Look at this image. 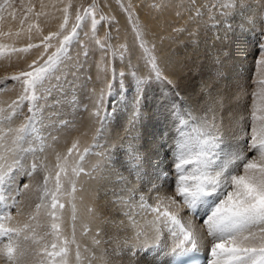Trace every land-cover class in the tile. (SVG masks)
Instances as JSON below:
<instances>
[{"label":"bare ground","instance_id":"1","mask_svg":"<svg viewBox=\"0 0 264 264\" xmlns=\"http://www.w3.org/2000/svg\"><path fill=\"white\" fill-rule=\"evenodd\" d=\"M54 1L42 0L40 9L36 13L30 12L27 20L39 21L42 31L51 29L47 25L55 23L62 13L57 9V1ZM104 1L110 3V0ZM132 8L125 12L130 21L127 28L131 27L150 39L156 52L157 67L171 83L166 85L156 81L155 69L149 66L151 82H145L151 86L146 89L141 87V99L137 97L140 88L136 92H126L115 112L110 105H105V92L99 104L97 95H91L86 110L78 117L74 116L72 124H66L70 126L68 129L57 126V123L46 127L43 124L36 126L39 123L35 121L34 126L26 125L28 131L23 133L25 139L19 146L27 145L28 149H34L28 152L35 151L32 157L38 171L35 176L22 177L21 170H15L14 183L7 191L9 194L0 191V196L4 197L0 199V224L4 228L21 230L19 236L10 234L13 245L19 244L20 249L26 252L19 264H39L41 259L47 264L50 258L46 256L45 247L47 251H59L60 242L65 238L71 241L73 237L75 243L68 244L69 264H171L173 238L162 220L156 222L157 213L152 211L156 207L161 212L167 210L174 213L195 232L198 249L207 254L202 264H210L213 259L210 248L216 240L208 235L205 223L211 208L201 206L194 214L177 195L178 173L174 168V157L177 145L182 141L193 151L196 150L197 133L193 129L198 124L192 118L203 119L205 115L210 122L215 121L218 134L223 139L221 148L216 150L220 155L217 157L209 153L211 158L223 162L235 153L253 156L249 151L251 129L253 126L259 128V121L252 119L254 101L258 115L264 114L260 111L264 108V100L254 97L253 93L261 91L259 81L264 79V64L260 61L264 60V54L258 56L259 63L252 65L254 52L248 44L247 33H254L255 39L260 29L264 31L259 22L264 18V0H155L152 9ZM197 8L198 14H195L193 9ZM222 9L229 12L230 20L224 22L220 13ZM4 10L0 16V46L8 52L10 44L24 46L29 40L24 26L18 32L19 22H11L13 17L9 18L8 11ZM115 10L121 28L119 33L129 35L123 41L126 40L128 52L132 54L136 49L133 46L135 40L126 28L124 11ZM108 11L110 14L111 10ZM45 22L46 27L42 29L41 23ZM19 63L18 54L0 55V78H8L13 72L9 66ZM96 75L94 70L88 86L96 90L100 88L99 83H103L107 91L108 80L113 74L110 73L104 82L98 81L100 76ZM7 93L3 95L5 102L0 105V114L6 112L9 115V111L13 110L8 105L12 96H6ZM137 101L142 119L134 121ZM110 112L114 115L111 120L108 117ZM20 122L8 119L6 124L0 125V134L5 130L1 135L5 145L9 146L17 135L16 130L24 127ZM73 143L77 144V149L69 155L68 149ZM85 149L89 151L80 161L79 154ZM58 155L67 157V174L62 173L60 177L63 194L58 201L64 207L56 209L61 217L57 221L60 224L59 239L51 234L53 221L47 214L51 211V199L40 198L45 175L49 176L47 188L56 187ZM59 163H64L63 159ZM78 164L83 166V171L75 175L73 168H77ZM193 167L187 166L186 171L191 172ZM226 171H234V165L230 164ZM69 178L75 182L76 191L72 196L67 194L72 189ZM189 183L192 181L189 180ZM24 184L28 188L17 195ZM227 190V186L222 185L221 196ZM37 203L47 206L42 207L38 214ZM9 214L10 218L4 219ZM26 224L28 228L24 227ZM25 235L28 240L24 239ZM158 236L162 249L154 247ZM9 242V237L0 235V250H4ZM54 242L56 249L52 248ZM77 251L80 253L79 260L76 259ZM0 264L16 262L0 255Z\"/></svg>","mask_w":264,"mask_h":264},{"label":"snow or ice","instance_id":"2","mask_svg":"<svg viewBox=\"0 0 264 264\" xmlns=\"http://www.w3.org/2000/svg\"><path fill=\"white\" fill-rule=\"evenodd\" d=\"M64 11L67 12V9H64ZM77 19L79 20L80 17L78 16ZM66 21L67 17H65ZM57 35V33H50L49 36L43 38L45 52L49 47L47 42ZM67 39L68 37L65 36L64 40ZM38 47L40 45L29 44L26 49H21V51ZM59 51H62V46L56 54L49 56L43 64H39L38 61L34 60L29 65L30 71H24L19 76L9 78L10 80L21 81L24 89V95L20 97L21 100L36 99V92L48 77L52 66L57 62ZM260 63L264 64V60H261ZM153 67L156 81L166 85L171 83L161 75L159 68L156 67L155 60H153ZM56 78L59 79V76ZM259 85L261 91L253 93V96L264 100V79L259 81ZM100 102L102 103V95ZM260 111L264 113V108H261ZM98 114L97 112L96 115ZM140 119H142V110L139 107V101H137L133 120L138 121ZM192 119L194 123L198 124V127L193 129L197 133L194 144L196 150L193 151L192 147H188L182 141L177 145V155L174 157V168L178 173L177 195L182 198L183 203L194 214L201 206L211 208L210 215L205 220L208 235L216 240L210 248L213 258L210 264H264V114L258 115L257 104L254 101L252 119L254 122L259 121V128L253 126L251 129L252 143L249 146V151L253 153V156L245 157L240 153H235L229 155L223 162L209 156V153H212L213 156L218 157L220 153L216 150L220 149L223 144V139L218 134L219 129L216 128L215 121L210 122L207 115L203 119L200 117H193ZM27 131V126L17 129V135L11 142L12 146L4 145L2 143L4 137L0 136V149H2L0 151V186L7 185L10 189L14 183L13 171L19 170L21 167V161L16 153L18 151H31V149L25 150L19 147L25 139L23 133ZM74 149H77L76 143H73L72 147L68 149V154L71 155ZM87 152L88 149H85L84 153L79 154L80 161H83ZM9 156L13 157L10 163L8 162ZM61 159L64 163H59ZM57 161L56 167L59 171L56 172L55 191L50 192L47 188L49 176L45 175L43 194L44 196L51 195V211H48L47 214L52 217L53 221L50 225L51 234L59 239L60 224L57 221L61 217L57 215L56 209L57 207L60 209L64 207L63 204H58V193H61L62 189L61 174H67V157L62 158L58 155ZM230 164L234 165V171H226ZM190 165L194 167L191 172H187L186 167ZM36 168L37 165L33 164L32 172H35ZM82 171V165L73 168L75 175H79ZM31 174V172L28 173V175ZM189 180L192 181L191 184ZM68 183L72 185V189L67 194L72 196L76 191L75 182L69 178ZM222 185L228 188L223 196L220 194ZM27 188V184L21 185L17 195L20 194L21 190ZM213 197H216V199L213 200ZM0 199H4V197L0 196ZM41 200H43V196ZM35 207L38 214L42 207L46 208L47 206L37 203ZM152 211L157 213L156 222L162 220L173 238L172 255L174 258L190 256L199 251L195 232L174 213L167 210L161 212L159 207L152 209ZM73 213H75L74 205ZM9 218L10 214L4 217V219ZM72 219L75 220L74 214ZM133 224H135L134 220ZM24 227L28 228L29 226L26 224ZM253 229H256V231H253ZM20 231L16 228H4L3 224H0V235L7 236L10 239V242L4 246V250H0V255L6 256L8 261L16 262V264H19L20 259L25 256L26 252L20 249L19 244L13 245L10 234L15 233L19 236ZM48 234L45 233V235ZM24 239L28 240L29 237L25 235ZM41 239L43 238L41 237ZM34 242L38 243V241ZM69 243H75L74 237L71 241L66 238L63 239L60 242L59 251H47L45 247L46 256L50 258L47 260V264H69ZM97 243L99 242L97 241ZM154 247L161 249L163 247L159 242V236ZM52 248H57L55 242L52 244ZM37 255H39V252ZM57 257H59L58 260ZM76 259H80L79 251L76 253ZM39 264H45V260L41 259Z\"/></svg>","mask_w":264,"mask_h":264},{"label":"rangeland","instance_id":"3","mask_svg":"<svg viewBox=\"0 0 264 264\" xmlns=\"http://www.w3.org/2000/svg\"><path fill=\"white\" fill-rule=\"evenodd\" d=\"M56 1L58 3L57 9H59V11L62 10V13L57 16L55 23L50 22V24L47 25V27H51V29H44L42 31L39 28V21L27 20L30 12L36 13L37 9H40L39 4L42 0H0V16H2L1 14H4V9L6 8V11L9 13V18L13 17L10 21L14 23H17V21L19 22V25L17 23L18 32H21L19 28L24 26L25 31H27L25 36L29 40L24 46L10 44L8 52L2 50L0 46V55L18 54V58L20 60L19 64L9 66L12 67L13 72L9 73L8 78H0V105L4 104L5 99L3 95L8 92L6 96L8 94L9 96H12L8 105L13 109L9 111V115H7L8 113L6 112L0 114L1 126L8 122V118H6V116H8L10 117L9 121L17 119L20 120V123L24 126L28 124H32V126H34L36 121L39 123L36 126H42L43 124L47 127L51 124L57 123V126L59 127L61 125L67 127V123L72 124V122H74L72 119L74 116L78 117L80 112L86 110L89 105V98L91 95H97L96 100L99 104L101 103V95L104 98L106 92L107 103L105 105H110L115 112L118 110L119 102L121 100L123 102L126 92H136V89L140 88L141 90H139L140 93L137 94V97L138 99H141L142 88L145 87L146 89L151 86L150 84H146L145 81H151V77L149 76L151 68L149 66H153V60L156 61L154 46L151 44L148 37L142 36L131 27V29L127 28L130 21L125 12H127L128 9H133V6H139V9H152V7L155 6V0H110V3H105L104 0H55L54 2ZM7 8L9 9L7 10ZM64 9H67V12H65ZM108 9L111 10L110 14L108 13ZM115 9H117L118 12L122 10L124 11L122 12L125 18V23L127 24L126 28L133 37V40H135V45L133 46H135L136 49L132 54L131 52H128L129 46L128 43H125L126 40L123 41V38H127L129 35L119 33L121 28L119 27ZM198 10L199 8L193 9L195 14H198ZM222 11H220V13L224 22L230 20L229 12H226L223 9ZM226 13L227 15H223ZM78 16L80 17L79 20L77 19ZM65 17H67L66 22ZM0 20H2L1 17ZM259 22L260 25L264 26V18H262ZM61 25H63V27H61ZM41 26L42 29L43 27H46V22L44 24L41 23ZM34 33L36 34L33 35ZM50 33H57L58 35L47 42L49 47L45 52V42L43 41V38L45 36H49ZM247 34V39H249L248 44L250 43L254 52L252 56V65L257 64L260 61L258 56L261 54V57L264 54V31L260 29L258 34H255L257 36L255 39L254 33H251L250 35L248 32ZM40 35L42 38L37 39L36 37H40ZM65 36L68 37L66 41L64 40ZM260 39L261 42H259ZM13 42L16 41H12V43ZM29 44H38L40 47L31 48L27 51H21V49H26ZM61 46L62 51H59L58 53V60L52 66L50 73L43 81L42 86L38 88L36 92V99L21 100L20 97L24 95V89L21 81L10 80L9 78L19 76L21 72L30 71L29 65L32 64L34 60L38 61L39 64H43L44 61H47L49 56L56 54L58 50L61 49ZM140 48L142 51H140ZM148 57L150 62L148 61ZM122 59H124V62ZM9 62H11V60H9ZM94 70L97 73L96 77L100 76L98 78V81L100 82H104L110 73L111 75L113 74L110 80H108L107 91L104 89L105 86H102L103 83H99L100 88L96 90L88 86V82L91 81L92 72H94ZM102 75L104 80L101 81ZM57 76H59V79L56 78ZM96 84L91 87H94ZM109 86H111V88H109ZM100 106L101 104L99 107ZM30 115L32 117H30ZM113 116L114 115L111 112L108 115L110 120L113 119ZM69 127L70 126H68L67 129ZM34 130H36V127ZM4 131L5 130H2L0 136L4 133ZM16 134L17 132L15 135ZM2 143L5 145L4 141H2ZM9 146L12 145L10 144ZM19 147L25 150L28 149L27 145ZM0 151H2V149H0ZM31 154L28 151H18L16 153V156L20 159L22 164L19 169L22 174H24L22 177L35 176V172L37 173L38 171V168H36V171L32 172V165L35 164L32 156L35 154V151ZM12 159L13 157L9 156L8 162L10 163ZM29 172L32 174L28 175ZM70 186L72 187L71 184ZM43 188L40 196H43V199H51V195L44 196ZM48 189L50 192L52 190L55 191V187H49ZM0 191L3 193L6 192L7 195L9 194V192H7L9 191L7 185L2 187L0 186ZM62 192L63 190H61V193ZM61 193H58V201ZM8 203L9 202H7V204ZM4 212L5 210L2 213Z\"/></svg>","mask_w":264,"mask_h":264}]
</instances>
